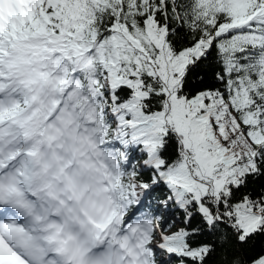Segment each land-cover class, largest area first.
Masks as SVG:
<instances>
[{"label":"snow or ice","instance_id":"1","mask_svg":"<svg viewBox=\"0 0 264 264\" xmlns=\"http://www.w3.org/2000/svg\"><path fill=\"white\" fill-rule=\"evenodd\" d=\"M65 113L102 210L45 225ZM0 264H264V0H0Z\"/></svg>","mask_w":264,"mask_h":264},{"label":"rangeland","instance_id":"2","mask_svg":"<svg viewBox=\"0 0 264 264\" xmlns=\"http://www.w3.org/2000/svg\"><path fill=\"white\" fill-rule=\"evenodd\" d=\"M46 122L49 130L48 134L52 131L49 125L59 127L60 123L57 118H53ZM53 122H55V124ZM81 133L83 132L77 128V135ZM83 135L87 134L83 133ZM48 142L52 144V148L49 149L47 147L48 149H46L43 155L44 162L50 169H56V177L59 182L66 183L65 188L62 189L61 187L59 192L66 196L71 195L73 200L76 201L78 210L83 208L88 211L89 214H96L101 211V200L94 194L91 184L85 186L82 180L75 175V173L79 171V165H77L75 160H72L70 164L67 163L71 153L65 152L66 144H60L55 139L49 140ZM80 159H83V157H80ZM66 163L68 165L67 167H65ZM61 169H63V171H61ZM93 201H95V206H93Z\"/></svg>","mask_w":264,"mask_h":264},{"label":"clouds","instance_id":"3","mask_svg":"<svg viewBox=\"0 0 264 264\" xmlns=\"http://www.w3.org/2000/svg\"><path fill=\"white\" fill-rule=\"evenodd\" d=\"M78 113H65L62 117H58L59 127H53L49 125V128L52 131L47 136L49 140H57L60 144H66L65 152H70L71 155L68 157L67 163H70L72 160H75L77 165H79V171L75 175L82 180V182L87 186L91 184L89 179L91 173L89 172V166L92 165L90 160L91 153L90 140L88 135H77V126L76 122L78 119ZM55 124V122H53ZM83 157V159H80ZM66 163V165H67ZM102 200V196L99 197Z\"/></svg>","mask_w":264,"mask_h":264}]
</instances>
